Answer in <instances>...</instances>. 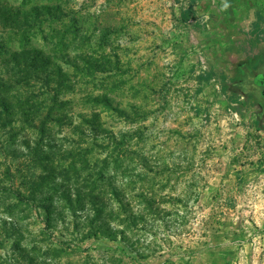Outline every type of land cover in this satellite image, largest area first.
<instances>
[{
	"label": "rangeland",
	"instance_id": "374dc122",
	"mask_svg": "<svg viewBox=\"0 0 264 264\" xmlns=\"http://www.w3.org/2000/svg\"><path fill=\"white\" fill-rule=\"evenodd\" d=\"M22 48L54 83L10 89L16 111L43 91L57 110L0 130V262L264 264V103L222 89L264 67V0H0V64ZM92 168L120 203L93 208Z\"/></svg>",
	"mask_w": 264,
	"mask_h": 264
},
{
	"label": "trees",
	"instance_id": "16d2710c",
	"mask_svg": "<svg viewBox=\"0 0 264 264\" xmlns=\"http://www.w3.org/2000/svg\"><path fill=\"white\" fill-rule=\"evenodd\" d=\"M58 12L53 13V16H60L64 15L61 13L62 8H58ZM184 19L185 21L189 18V13L184 11ZM30 15L27 13L24 14V22H29ZM37 56H39V51L36 49H26L22 48L21 50H14L8 59H6L2 64H0V130L3 127H8L10 124L14 123L15 121L20 122L22 125L21 128H26L24 132L28 129H37L40 134L45 132L46 124L48 121H53L52 115L57 110L55 106L52 104H49L50 99L48 97H42L45 95H48L51 91L50 86L53 84V74H54V68L50 69L48 65L50 64L48 61H44L43 63H39L36 61ZM63 59V58H61ZM264 60L263 57H257V61H255L254 65L258 64L259 61ZM65 62L66 59H65ZM45 66V69L41 71V67ZM59 66V65H58ZM57 68V66H56ZM31 78L35 79H41V81L44 82V86L48 89V91H43L41 93V97L37 99V104H33L32 109H24L21 111H16L19 108L20 105V99L17 96H13V98H17V102H13L12 99L8 96V91L14 87H21L26 85ZM222 89L224 92H231L233 95H245V100L241 101L240 103V110L248 106L251 102V100L264 103L263 97L255 92L252 91L256 86H253L248 89V86L246 83L242 82H234L229 83L226 81V78H222ZM54 90V89H53ZM38 98V95L36 96ZM55 96L51 100L52 102H56ZM263 118L262 116L256 121L259 129H264V126L262 125ZM19 128L17 127H11L10 133L11 137L18 135ZM31 135L33 133H30ZM24 141L22 142L25 147L28 149L29 153L42 161L52 162L53 156L46 153L42 147L40 146V141L34 142L36 143V146L32 145L30 141V137L25 134L23 137ZM66 153H69L71 151L70 149H64ZM76 154H73L70 152V155L68 157H64L63 159L67 158H74ZM72 165V164H71ZM106 166V165H104ZM49 167V165H47ZM96 167V166H95ZM50 168V167H49ZM50 169H53L51 167ZM91 175H96L97 177H89L87 180L93 184L92 192L90 194L85 195V197H88V201L93 204V208L97 209L96 206L98 205H106V200L104 199L105 195L110 194L111 197H115L116 200L120 203L121 199V193L119 191V187L117 184V181L111 177L107 179V183L104 182L105 180V169L102 168L100 170L96 168H92ZM101 176L102 179H99L98 177ZM44 182H47L46 179L42 178ZM102 185V186H101ZM94 190H97L96 193H93ZM102 194V198H101ZM64 196L66 197V200H68L70 203L74 201L73 197L69 193H65ZM98 206V208H101ZM97 214H102L101 209H98ZM4 229L7 230V228H10L15 233L19 234V229L16 221H4ZM22 239V238H21ZM2 233L0 229V245L2 243ZM1 256V255H0ZM31 264H33V258H29ZM12 262H9V264H18L19 261L11 260ZM0 264H8L7 260H4L3 262H0Z\"/></svg>",
	"mask_w": 264,
	"mask_h": 264
},
{
	"label": "flooded vegetation",
	"instance_id": "af4514ba",
	"mask_svg": "<svg viewBox=\"0 0 264 264\" xmlns=\"http://www.w3.org/2000/svg\"><path fill=\"white\" fill-rule=\"evenodd\" d=\"M253 80L256 89L259 90L257 93H259L264 99V67L255 75Z\"/></svg>",
	"mask_w": 264,
	"mask_h": 264
}]
</instances>
